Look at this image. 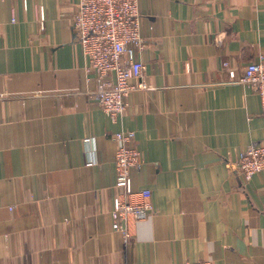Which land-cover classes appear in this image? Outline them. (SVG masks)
Masks as SVG:
<instances>
[{"label":"crops","instance_id":"0c3cea01","mask_svg":"<svg viewBox=\"0 0 264 264\" xmlns=\"http://www.w3.org/2000/svg\"><path fill=\"white\" fill-rule=\"evenodd\" d=\"M75 2L0 0V264H264V170L236 164L264 144V110L223 67L264 56V0H137L147 86L114 120L91 97ZM122 130L153 205L127 241L110 217Z\"/></svg>","mask_w":264,"mask_h":264},{"label":"built area","instance_id":"2783aa9c","mask_svg":"<svg viewBox=\"0 0 264 264\" xmlns=\"http://www.w3.org/2000/svg\"><path fill=\"white\" fill-rule=\"evenodd\" d=\"M43 22L42 12V28ZM72 27L87 60L86 70L95 73L96 87L91 97L114 120L125 110L128 95L147 86L143 79L145 66L137 57V52L144 47L137 0H76ZM223 67L230 81L248 86L259 96L264 110V56L247 63L239 75L228 62L224 61ZM113 138L116 142V186L120 191L115 195L110 217L113 230L127 241L130 235L128 220L147 218L153 205L150 189L132 190L131 169L141 164V153L131 145L134 132L122 130ZM236 164L246 180L263 171L264 144H249L239 153ZM134 195H139V199H131ZM125 264L131 263L126 261Z\"/></svg>","mask_w":264,"mask_h":264}]
</instances>
